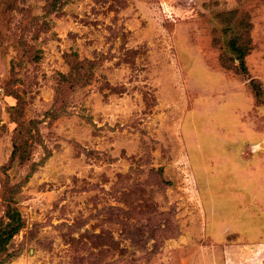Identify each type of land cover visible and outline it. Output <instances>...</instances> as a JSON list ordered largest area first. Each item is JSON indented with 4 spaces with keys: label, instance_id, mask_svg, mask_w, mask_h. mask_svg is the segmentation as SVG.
<instances>
[{
    "label": "rangeland",
    "instance_id": "rangeland-1",
    "mask_svg": "<svg viewBox=\"0 0 264 264\" xmlns=\"http://www.w3.org/2000/svg\"><path fill=\"white\" fill-rule=\"evenodd\" d=\"M262 179L264 0H0V264H264Z\"/></svg>",
    "mask_w": 264,
    "mask_h": 264
},
{
    "label": "trees",
    "instance_id": "trees-1",
    "mask_svg": "<svg viewBox=\"0 0 264 264\" xmlns=\"http://www.w3.org/2000/svg\"><path fill=\"white\" fill-rule=\"evenodd\" d=\"M234 42L235 41H233L234 46L237 45V43L236 42L234 43ZM239 52H240V49H239ZM244 56H245V52H242L239 59H242ZM72 66H73L72 68H76L75 65H72ZM223 66L227 67L228 69L234 70V62L232 60H230L229 63H223ZM256 95L259 96L261 94L257 93ZM11 109L12 111H17L16 108H11ZM13 119L16 120L15 115H13ZM22 148H23L22 146L15 144V150H14L13 155L11 156L12 163H14L16 160H19L21 164H25L28 161L29 158L28 156L26 157L24 156L25 150H23ZM6 214H7L8 220L5 223L0 224V254L6 250L7 244L24 227V220L22 219L20 212L15 207L8 206V210Z\"/></svg>",
    "mask_w": 264,
    "mask_h": 264
},
{
    "label": "crops",
    "instance_id": "crops-1",
    "mask_svg": "<svg viewBox=\"0 0 264 264\" xmlns=\"http://www.w3.org/2000/svg\"><path fill=\"white\" fill-rule=\"evenodd\" d=\"M252 176H250L249 178H251ZM251 180H253V184H255V185H259V183L260 182H258V181H256V180H254V179H251ZM251 180H250V182H251ZM263 180V181H262ZM261 181L264 183V179H262ZM256 188H258V186L256 187ZM264 251V250H263ZM264 255V254H263Z\"/></svg>",
    "mask_w": 264,
    "mask_h": 264
}]
</instances>
